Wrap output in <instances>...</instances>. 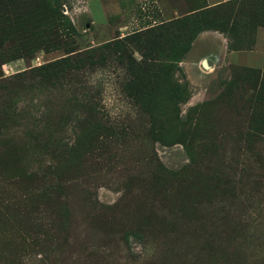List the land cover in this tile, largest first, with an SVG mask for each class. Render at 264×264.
I'll use <instances>...</instances> for the list:
<instances>
[{
  "label": "rangeland",
  "instance_id": "obj_1",
  "mask_svg": "<svg viewBox=\"0 0 264 264\" xmlns=\"http://www.w3.org/2000/svg\"><path fill=\"white\" fill-rule=\"evenodd\" d=\"M48 1L0 0V264H264V0Z\"/></svg>",
  "mask_w": 264,
  "mask_h": 264
},
{
  "label": "crops",
  "instance_id": "obj_2",
  "mask_svg": "<svg viewBox=\"0 0 264 264\" xmlns=\"http://www.w3.org/2000/svg\"><path fill=\"white\" fill-rule=\"evenodd\" d=\"M218 35V36H217ZM202 34L200 35V37L196 40L199 41L202 38L205 37H214L217 45L209 50L208 52H204L202 54H200L199 56L196 57L194 64L201 59L202 56H210V54L212 52H214L216 55L219 56L220 60H222L223 62H230L233 64H256L258 63V60H256V58L253 56L252 53H243V52H228V47L226 44V40L224 39L223 36L219 35V34ZM211 52V53H210Z\"/></svg>",
  "mask_w": 264,
  "mask_h": 264
},
{
  "label": "trees",
  "instance_id": "obj_3",
  "mask_svg": "<svg viewBox=\"0 0 264 264\" xmlns=\"http://www.w3.org/2000/svg\"><path fill=\"white\" fill-rule=\"evenodd\" d=\"M49 1L48 0H18V5L16 4L15 8L18 9L15 12L10 13L9 16L11 18H15L16 16H19V12L23 8H29V7H35V6H48ZM251 0H238L233 3L231 11L234 10L235 14H242L244 12L243 10L247 7L250 8ZM236 8V9H235ZM25 32V31H24ZM43 36V35H42ZM229 47H233V44H229ZM189 51V48L187 49Z\"/></svg>",
  "mask_w": 264,
  "mask_h": 264
},
{
  "label": "water",
  "instance_id": "obj_4",
  "mask_svg": "<svg viewBox=\"0 0 264 264\" xmlns=\"http://www.w3.org/2000/svg\"><path fill=\"white\" fill-rule=\"evenodd\" d=\"M205 64H206V61L203 62V66H204L205 68H208V67H207V64H206V65H205Z\"/></svg>",
  "mask_w": 264,
  "mask_h": 264
},
{
  "label": "bare ground",
  "instance_id": "obj_5",
  "mask_svg": "<svg viewBox=\"0 0 264 264\" xmlns=\"http://www.w3.org/2000/svg\"><path fill=\"white\" fill-rule=\"evenodd\" d=\"M206 64H207V67H208V63H207V62H206ZM206 64H205V65H206Z\"/></svg>",
  "mask_w": 264,
  "mask_h": 264
}]
</instances>
